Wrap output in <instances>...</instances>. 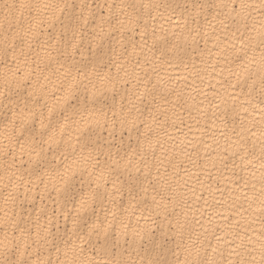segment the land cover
<instances>
[{"label": "bare ground", "instance_id": "obj_1", "mask_svg": "<svg viewBox=\"0 0 264 264\" xmlns=\"http://www.w3.org/2000/svg\"><path fill=\"white\" fill-rule=\"evenodd\" d=\"M243 2L250 7L242 21L229 17H235L232 9L238 11L241 0H0V53L7 47L6 57L0 60V239L5 233L10 238L19 236L8 224L13 212L5 203L9 193L15 192L24 208L21 213L18 204L16 214L28 222L33 237L38 226L51 220L52 233L67 231L65 239L80 244L71 231L72 218L80 197H86L91 187L100 198L81 214L79 233L86 235L94 224H106V217L112 226L107 243L103 238L97 243L93 234L91 244H81L84 252L78 259L95 264H191L203 259L239 264L253 255L259 259L264 239V97L258 88L264 46L259 39L252 45L248 51L254 58L249 65L251 78L246 74L238 83L235 73L241 68L231 45L239 48L242 33L256 36L264 25V8L262 0ZM53 3L64 10L57 11L59 19L50 26L52 11L45 5ZM6 4L12 7L6 8ZM68 17L88 20L75 40L70 33L61 36L60 21ZM118 20L125 22L123 26ZM221 21L227 24L223 30ZM69 42L78 46L74 55H67L73 51ZM11 44L17 45L15 49ZM97 45L110 59L98 70L117 78L115 91L97 105L103 108L108 123L94 129L90 140H77L75 135L69 139L81 115H87L77 114L76 96L82 102L83 95H73L71 85L73 78L83 76L75 69L87 65L91 72L89 48ZM60 64L73 68L67 78ZM252 80L257 86L249 93ZM165 82L170 85L167 90ZM29 94L39 103L25 109L23 101ZM50 108L51 121L47 118ZM20 109L34 111L32 126L37 130L43 113L45 132L68 117L61 145L44 154L40 177L28 174L27 153L21 164L20 145L25 141L17 140ZM129 109L138 117L137 127L131 131L127 125L120 126ZM153 116L163 122L161 127L153 123ZM156 132L172 163L165 160L157 165L159 172L153 166L147 177L142 164L140 171L125 167L128 159L139 161L132 151L137 148V138L143 142L145 133L154 137ZM236 140L243 148L233 154ZM154 146L160 157V145ZM81 152H93L102 162L111 155L119 166L113 165L114 170L103 175V164L91 175L77 172L68 194L57 197L53 188V182L59 183L56 171L62 173ZM21 174L27 190L16 188ZM41 180L48 183L47 189ZM189 243L193 247L187 251ZM64 248L56 239L30 247L26 257L38 262L51 259L56 264L65 259ZM13 253L0 249V261L15 260Z\"/></svg>", "mask_w": 264, "mask_h": 264}, {"label": "snow or ice", "instance_id": "obj_2", "mask_svg": "<svg viewBox=\"0 0 264 264\" xmlns=\"http://www.w3.org/2000/svg\"><path fill=\"white\" fill-rule=\"evenodd\" d=\"M6 8H11L12 5H5ZM21 7H26V5H21ZM46 8H49L52 11V15L49 16L50 26L51 22L59 19L56 13L57 11L63 12V7L58 3L47 4L45 5ZM227 7V5H225ZM250 5L246 4L241 0L239 10L237 11L235 8L232 9L235 12V17H229L235 19L239 17L242 21L247 19L246 12ZM261 7L264 8V0L261 2ZM61 36L71 34L72 39L75 40L77 34L81 31V29L85 28L88 24L87 19H77L73 17H68L66 20H61ZM118 23L123 26L125 23L124 21L118 20ZM222 30L223 28L227 27V24L224 21H221ZM246 27V25H245ZM31 31V29L29 30ZM103 29H101V32ZM239 31V29H237ZM27 35V33H26ZM34 35V34H33ZM235 36V33H233ZM259 39L262 46H264V25H262L261 30L253 36L251 34H244L242 33L239 38V48L236 47L235 44L231 45L233 53L236 55L237 60L239 61L238 67L241 68V71L236 72L235 76L237 82L239 83L242 76L247 74V78L250 77L249 73V65L254 62V58L248 56V51L251 49L252 45L255 41ZM57 43H60V40H57ZM17 45L11 44L10 47L15 49ZM68 47L72 48V53H67V55H74L75 51L78 50V46L69 42ZM99 49V50H97ZM89 52L91 54V58L89 59V64L91 65V72L88 71V66L85 65L83 68L76 67L77 73L82 74V79H75L73 78L71 91L72 94L75 95L76 92H80L83 95V101L81 102L80 96H76L77 102L80 105L79 114L80 112L86 113L87 115H81L80 121L78 122V126L73 129V132L69 134V139L72 138V135H75L77 140H80L81 137L84 139L90 140L91 134L94 129H99L103 127L105 124L108 123L106 118V113L103 111V108H98L97 105L100 104L107 98L108 93H112L116 89L117 78L113 77L111 74H104L99 71V67L101 64L106 65L110 62L108 58V53L104 51V49L97 45L96 48H89ZM7 54V47L5 48L4 53H0V60H3ZM65 55V53H62ZM81 56H83V51H81ZM15 59V56H13ZM52 59V57H49ZM35 63V61H34ZM59 63V61H57ZM260 70L261 75L259 77V89L261 96L264 97V52L261 53L260 59ZM60 69H64L63 75L67 78L70 73L72 72V67H66L64 64H60ZM84 81H87L85 83ZM7 83V77H6ZM165 90H167L168 82H165ZM257 86V81L252 80L251 84L248 86L249 93H251L254 88ZM33 94H29V98L24 99V108H29V104L33 106L39 103L38 99H32ZM140 99V97H138ZM222 103L225 105L228 103L227 99H222ZM219 107V105H217ZM109 110H112L111 108ZM121 113L123 112V106H120ZM129 115L124 117L120 121L121 128H124L126 125L128 126L129 130L135 129L137 127V119L138 117H133L131 115L132 109H129ZM226 111V110H225ZM113 115H116V112L113 111ZM165 119H167V114H163ZM35 113L32 109H29L27 112L24 109H20V111L16 114V119L19 121V136L17 140L23 138L24 144L20 145L21 151V164L25 163L23 160V155L27 153L29 160L27 163L30 164V167L27 169L28 174L30 176H37L40 177L43 168L41 167L44 164L45 156L44 154L48 150H52L58 148L62 143V138L65 135V128L67 126L68 117H64V123L60 124L56 128H48V131L45 132V123L43 117V113H41L40 119V129L37 130L34 126L33 117ZM52 116V109H49L48 113V120L51 121ZM153 123L157 124L158 128L162 126V121H159L156 116L152 118ZM182 122V121H181ZM113 125L115 121L112 122ZM149 130L151 131V126L148 125ZM111 135V132H110ZM164 141L161 140L159 132H156L154 137L148 136L145 133V139L143 142L137 138V148L133 149V153L139 155V161L133 162L131 159H128L124 164L125 167L128 166H135L137 170L140 171L141 168L139 165H143L144 174L147 177L150 175V169L153 166H156L157 172H159V166L165 163L167 160L168 163H172V158L166 155L168 149L164 147ZM191 143V142H190ZM45 145L47 147H45ZM154 145H160V152L161 156H156V147ZM70 146V145H69ZM193 148L196 147L195 144L191 145ZM243 145L241 144L240 140H236L233 142L232 151L235 154L238 150L242 149ZM227 151V149H226ZM261 152L264 154V144L261 145ZM33 153L35 154V160L33 161ZM63 155V153H61ZM55 159V157H53ZM66 159V158H65ZM15 160V157H13ZM111 161V162H109ZM103 164L102 172H111L113 171V165L119 166V161L112 159L111 155H109L108 159L105 161H100L93 152H89L87 155H84L81 152V155L78 158H74L71 165H65L64 171L61 173L56 171V176L59 178V183L53 182V178L49 176V182H53V188L56 191L57 197L68 194V188L70 186L71 180L73 176L80 172L82 175L87 173L89 175L93 174L92 170L98 168ZM175 168L176 165H173ZM20 182L17 183L16 188L19 189L20 187H24L27 190V185L22 183L24 180L23 174L18 178ZM44 183L45 189L48 187V183ZM97 188H99V182H97ZM100 198V193L97 190L89 188L88 195L80 197L79 206L75 209V216L72 218V233L76 234L78 240L81 242L80 244L76 243L75 241L66 240L65 236L67 235V231L60 235L58 233L51 232V220L48 221L45 225H40L37 227L35 232V237L32 235L31 229L27 226V221H24L21 216L16 214V206L19 204L21 213L24 212L23 208V201H19L15 192L9 193L7 196L5 203L7 205L12 206L13 215L9 218L8 224L9 226L19 231V236L13 235L11 238L4 234L3 239H0V249L4 251L14 250V255L16 256L15 260H4L0 261V264H53L51 259H46L42 262L38 261H30L26 257V253L28 252L30 247H34L41 244H48L52 243L56 239H59L62 243H64L65 248L64 251V260H58L56 264H95L92 260H81L77 257L84 252V248L81 246L83 243L91 244V237L95 234L97 238V243H99L100 239L103 238L104 242L107 243L108 236H109V229L112 226V220L106 219V224H94L92 228L86 235H81L78 231L79 221L81 219V214L88 212L90 208L96 203V201ZM261 211L264 212V198L261 200ZM7 215V213L5 214ZM113 218L115 217V213H112ZM67 219V217H65ZM211 223V221H210ZM52 238V240L49 239ZM54 247H57V250L60 251L59 247L53 244ZM193 245L189 243L186 245V250L190 251ZM212 252L215 253L216 249H212ZM259 259H257L256 255H253L249 260L240 261L239 264H264V239L261 240L260 247L258 250ZM114 264H127V262L123 261H116ZM157 264H168L167 261L157 262ZM185 264H188V261H185ZM191 264H217L214 259H203V260H194Z\"/></svg>", "mask_w": 264, "mask_h": 264}, {"label": "rangeland", "instance_id": "obj_3", "mask_svg": "<svg viewBox=\"0 0 264 264\" xmlns=\"http://www.w3.org/2000/svg\"><path fill=\"white\" fill-rule=\"evenodd\" d=\"M258 89H259V88H258ZM259 93H260V92H259ZM257 95H260V94L257 93ZM93 146H94V144H93V145L91 144V148H93ZM96 147L99 148V146H96ZM93 149H96L95 146H94ZM93 149H92V150H93ZM166 240H167V242L172 243V241H171L170 239H166Z\"/></svg>", "mask_w": 264, "mask_h": 264}]
</instances>
